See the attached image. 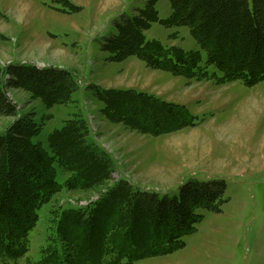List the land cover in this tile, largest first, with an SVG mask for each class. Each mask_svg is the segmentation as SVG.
<instances>
[{
    "label": "trees",
    "instance_id": "obj_1",
    "mask_svg": "<svg viewBox=\"0 0 264 264\" xmlns=\"http://www.w3.org/2000/svg\"><path fill=\"white\" fill-rule=\"evenodd\" d=\"M171 12L159 19L155 0L137 14L116 22L117 34L103 43L110 60L128 56L146 66L173 75L200 80L208 68L220 71L218 83L240 81L252 86L264 79V0H168ZM187 26L206 52L201 65L198 50L164 46L147 39L152 22ZM0 79V114L15 117L0 133V254L16 259L29 250V233L37 211L63 190L101 189L85 205L50 209V232L38 260L27 264H133L165 255L184 246L183 236L195 229L202 214L198 208L219 211L225 184L221 179H189L179 194L160 196L127 179L112 178L114 162L106 150L89 140L90 126L74 114L47 137L49 151L32 137L40 126L17 111L7 95L9 88L22 89L47 107L66 104L77 88L73 73L57 66L33 63L7 64ZM102 103L99 113L111 123L143 135L157 136L194 126L184 104L169 102L133 88H102L89 85ZM57 167L67 173L56 180Z\"/></svg>",
    "mask_w": 264,
    "mask_h": 264
},
{
    "label": "rangeland",
    "instance_id": "obj_2",
    "mask_svg": "<svg viewBox=\"0 0 264 264\" xmlns=\"http://www.w3.org/2000/svg\"><path fill=\"white\" fill-rule=\"evenodd\" d=\"M149 0H0V79L7 64L33 63L70 70L78 86L71 101L47 107L25 90L9 88L7 95L21 115L30 116L40 131L32 137L49 151L48 134L74 114L89 123V140L107 151L114 162L113 180L122 177L141 189L169 197L193 178L221 179L225 189L219 211L198 208L195 229L183 236L176 251L133 264H264V79L252 86L240 81L218 83L221 73L208 68L200 80L152 69L142 59L128 56L110 60L103 43L117 34L116 22L137 14ZM252 5V0H249ZM159 19L169 16L168 0H155ZM147 39L164 46L198 50L201 65L206 52L187 26H165L154 21ZM89 85L133 88L163 100L184 104L194 126L157 136L143 135L111 123L99 113L102 103ZM15 117L0 114V133ZM67 173L57 167L56 180ZM101 189L61 191L38 209L29 233V250L0 264L38 260L50 232V209L85 205Z\"/></svg>",
    "mask_w": 264,
    "mask_h": 264
}]
</instances>
